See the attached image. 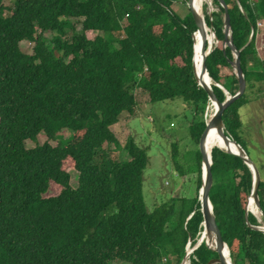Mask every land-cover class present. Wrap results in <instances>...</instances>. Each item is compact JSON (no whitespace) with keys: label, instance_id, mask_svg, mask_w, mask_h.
Instances as JSON below:
<instances>
[{"label":"trees","instance_id":"1","mask_svg":"<svg viewBox=\"0 0 264 264\" xmlns=\"http://www.w3.org/2000/svg\"><path fill=\"white\" fill-rule=\"evenodd\" d=\"M212 1L219 12L205 15V22L218 46L206 60L208 73L214 84L236 95L234 53L225 48L226 12L219 0ZM224 1L234 43L243 49L247 91L264 84V59L256 49L264 0ZM175 3L189 0H13L12 7L0 0V264H180L187 242L193 247L200 238V144L213 112L205 117L211 102L194 73L198 26L191 13L178 17ZM25 41L35 43L34 53L21 51ZM212 88L225 102V90ZM139 90L147 103L180 99L196 147L190 166L186 159L179 162L173 144L178 175L197 176L194 196L171 199L153 212L143 195L147 149L133 141L121 148L112 131L121 114L138 110ZM246 91L226 110L224 122L247 152L240 135ZM64 130L71 132L66 139L60 136ZM43 135L47 141L41 144ZM27 141L36 147L28 148ZM117 149L130 158L112 159ZM212 160L210 200L221 239L234 264H264V234L248 227L245 218L251 170L218 147ZM52 185L61 192L47 197ZM259 200L264 221L262 179ZM248 218L259 225L253 214ZM219 257L205 241L189 260L207 264Z\"/></svg>","mask_w":264,"mask_h":264},{"label":"rangeland","instance_id":"2","mask_svg":"<svg viewBox=\"0 0 264 264\" xmlns=\"http://www.w3.org/2000/svg\"><path fill=\"white\" fill-rule=\"evenodd\" d=\"M4 6L12 7L13 0H4ZM204 6L207 7V12L204 10ZM172 9L182 19L191 13L188 5L183 3L173 4ZM214 12H219V10L213 6L212 0H210V4L209 1L204 3L202 7L204 17L205 15L211 16ZM259 23L263 26L258 31L256 49L258 57L264 59V21ZM208 28L212 33L213 28L209 26ZM92 36L94 37V34H89V37ZM47 37L51 38L53 35ZM34 48L35 43L25 41L20 44L21 51L27 54L34 53ZM50 48L52 49V45ZM253 62L254 60L250 61V67ZM246 94L249 102L240 111L243 122L240 135L245 140L249 157L257 166L261 179L264 180V84L256 83L252 89L246 91ZM138 100L140 105L136 113L132 116L128 113L121 114L118 122L112 127V131L121 148L129 141H133L139 148L147 149L148 164L144 171L143 195L148 211L153 212L155 208L171 199L181 197L189 199L194 196L197 176L196 174L194 176L187 174L181 178L178 175L173 158V144L177 143L179 162H184L183 160L186 159L190 166L196 147L189 139L190 117L180 99L154 104L147 103L146 95L139 90ZM70 133L69 130H64L60 136L66 139ZM46 141V135L41 136L39 142L44 144ZM36 145L35 142H26L28 148H35ZM122 158L129 159L130 157L121 149L112 152V159L117 161ZM70 173L72 174V186L76 188L77 176L72 170ZM60 192L59 187L52 185L47 197H56ZM178 209L179 207H177ZM253 211H255L254 207ZM188 244L189 242L185 245V249ZM184 261L183 258L180 264H183ZM112 264L127 263L116 261Z\"/></svg>","mask_w":264,"mask_h":264},{"label":"water","instance_id":"3","mask_svg":"<svg viewBox=\"0 0 264 264\" xmlns=\"http://www.w3.org/2000/svg\"><path fill=\"white\" fill-rule=\"evenodd\" d=\"M209 4H210V0ZM222 7L225 9L226 17H225V48H231L234 53L235 60L232 62L235 73L237 74V79L239 81V90L236 95H231L228 90H225L224 87L220 84H214L213 80L210 78L206 60L208 56L217 48V45H210L205 49V41L208 37L207 35V29L209 30L208 26L205 23V17L202 14V7L199 9L197 8V0H189L188 3V9L191 12L196 25L198 26L197 32L193 35L194 38V57H193V67H194V73L195 76L200 83V85L207 89L209 99L211 102V107L214 106V112L212 115L209 116V119L207 118L206 113V130L204 132V135L201 140L200 149L202 152V188L199 191V201L201 202V213L204 215V221L202 223L203 231L199 234L200 238L197 239L195 245L192 247V253L198 246H200L203 242L206 241L207 246L220 253V257L217 259L210 260L207 264H234L232 257H231V251L229 248V245L224 242L221 239L220 232L218 230L217 224H215V215H214V207L210 200V188L212 186V153H209L208 151V144H209V137L211 133L215 130H217L218 133L222 136L224 142L228 147L226 148H219L221 150H224L225 152L229 154H233L236 156H239L243 159L244 163L248 166V168L251 170V173L253 175V187L251 191V195L249 196V202L246 207V223L248 227H250L253 230L260 231L264 234V221L257 217L255 212H253L252 208L254 207L256 211H260L261 215L263 216V212L261 210L260 200H259V186L261 183V176L260 172L255 165V163L252 161V159L248 156L246 151L242 148L239 143L234 141L226 131V125L224 122V114L226 110L233 105L238 99L242 97L244 92L246 91V81L245 76L241 67V60H240V54L243 50H238L235 43H234V37H233V29H232V20L231 16L229 14L228 7L224 0H219ZM212 5V4H211ZM197 34L201 36L202 39V45L200 48V68L198 67V52L196 49V37ZM212 35L217 37L214 32H212ZM253 33L251 34L250 41L252 40ZM218 86L225 90L227 99L225 102H221L217 95L214 94V90L212 86ZM209 111V108H208ZM207 111V112H208ZM232 144L236 145L238 147V150L235 151L232 149ZM249 213L256 216L258 219L259 225H253L249 221ZM190 218V216L187 218V220ZM208 237L210 240L214 241L215 247H212L209 242L210 240H205V238ZM191 243V240L188 241ZM188 257H184V260H186Z\"/></svg>","mask_w":264,"mask_h":264},{"label":"bare ground","instance_id":"4","mask_svg":"<svg viewBox=\"0 0 264 264\" xmlns=\"http://www.w3.org/2000/svg\"><path fill=\"white\" fill-rule=\"evenodd\" d=\"M204 3H208V0H197V8L199 9L200 7H203ZM200 10V9H199ZM207 39L206 41L208 42V46H212V45H217V42H218V39L217 37L213 36L212 33L207 29ZM197 41H196V49H197V52H198V63L200 65V48H201V45H202V39H201V36L199 34H197V37H196ZM212 111L214 112V106L210 107L209 108V111ZM209 111L207 112L209 114ZM207 114V115H208ZM209 119V118H208ZM226 146L228 147V145H226V143L224 142L222 136L220 135V133L217 132V130L213 131L209 137V144H208V151L209 153H212V151L215 149V148H226ZM232 149H234L235 151L238 150V147L234 144H232ZM255 209V208H254ZM253 210V208H252ZM255 212V214L257 215V217L260 219H262V215H261V212L260 211H253ZM208 237L205 238V240L207 239ZM190 250V248H189ZM183 264H188L187 261H184Z\"/></svg>","mask_w":264,"mask_h":264},{"label":"built area","instance_id":"5","mask_svg":"<svg viewBox=\"0 0 264 264\" xmlns=\"http://www.w3.org/2000/svg\"><path fill=\"white\" fill-rule=\"evenodd\" d=\"M262 26H263V24H261V23L258 24V27H259V28H261ZM190 247H191V245H190V243H189V244L187 245L186 249H185V251H186L185 256L188 257L185 261H187L188 264H190L189 257L192 255V248H190ZM189 248H190V250H189Z\"/></svg>","mask_w":264,"mask_h":264}]
</instances>
